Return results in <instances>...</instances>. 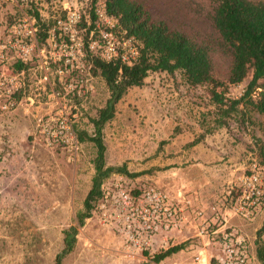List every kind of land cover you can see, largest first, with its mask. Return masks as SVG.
I'll return each instance as SVG.
<instances>
[{
    "label": "rangeland",
    "instance_id": "rangeland-1",
    "mask_svg": "<svg viewBox=\"0 0 264 264\" xmlns=\"http://www.w3.org/2000/svg\"><path fill=\"white\" fill-rule=\"evenodd\" d=\"M138 1L153 20L208 46L213 76L228 81L232 55L222 46L212 21L217 0ZM63 5L88 14L90 0H0V38L23 15L35 18L39 29L42 22L50 26ZM17 69L11 63L0 64V70ZM27 74L26 91L34 96L33 105L0 111V264H54L63 247L62 231L70 226L77 227L76 240L62 264H163L129 255L119 238L93 219L78 227L76 214L91 186L96 146L80 142L77 158L69 160L62 149L43 145L35 117L50 107L49 87L38 83L34 69ZM90 74L93 92L71 102L78 114L77 133H93L90 119L109 96L103 78ZM250 77L251 72L231 85L229 95L239 97ZM239 107L225 126L189 147L188 142L213 125L215 107L207 88L188 86L179 71L150 72L141 86L126 91L103 128L105 164L125 165L128 173H141L142 179L157 183L171 181L173 175L182 179L185 190L213 203L232 174L253 159H264V115L247 105ZM237 223L254 251L258 244L264 246V206L252 220ZM256 264L264 263L256 258Z\"/></svg>",
    "mask_w": 264,
    "mask_h": 264
},
{
    "label": "built area",
    "instance_id": "built-area-1",
    "mask_svg": "<svg viewBox=\"0 0 264 264\" xmlns=\"http://www.w3.org/2000/svg\"><path fill=\"white\" fill-rule=\"evenodd\" d=\"M94 13L95 26L86 42L83 32L90 15L72 5H63L42 40L37 21L28 15L15 20L0 38V64H22L15 71L0 70V111L33 105L34 96L26 90L27 73L34 69L38 83L49 87L50 105L35 117L36 131L46 148L62 149L69 160L77 158L81 147L72 99H86L94 90L88 55L127 64L139 55L137 41L116 29V20L106 14L102 2L95 4ZM263 206L264 164L253 159L231 175L213 203L183 187L166 188L112 172L101 183L90 219L108 227L129 255L145 260L180 245L171 254L177 258L167 256L160 262L256 264L253 246L237 221L252 220Z\"/></svg>",
    "mask_w": 264,
    "mask_h": 264
},
{
    "label": "trees",
    "instance_id": "trees-1",
    "mask_svg": "<svg viewBox=\"0 0 264 264\" xmlns=\"http://www.w3.org/2000/svg\"><path fill=\"white\" fill-rule=\"evenodd\" d=\"M102 2L107 15L117 22V30L124 31L125 36H132L138 43L139 55L131 63L119 59L106 61L98 55H88L86 63L90 71L100 75L109 91L104 106L90 119L94 131L78 133L80 142L89 141L96 146L94 157V175L91 186L83 200V207L76 214L78 227L85 219L92 216L95 200L100 195L102 181L112 172L118 171L129 176L141 173H128L125 165L106 166L103 128L114 117L115 106L126 91L134 86H141L150 72L179 71L190 87L204 86L215 107L212 127L188 142L187 146L199 143L213 129L225 126L228 119L240 110V105H247L264 115V1L253 0H217L212 15L214 27L219 34L222 46L232 55V65L228 81H220L212 74V63L208 46L193 41L182 32L171 29L165 22L153 20L150 13L138 0H90V24L83 32L86 42L89 32L95 26L94 6ZM36 18L40 17L35 12ZM85 27V24H82ZM40 39L47 37L49 25L40 23ZM21 68V63H16ZM251 72L244 92L239 97H231V85L239 84ZM167 141H161L163 144ZM261 154V153H260ZM264 158V153L261 154ZM264 164V159L260 160ZM63 247L56 254L54 264H62V258L69 253L76 240L77 227L70 226L63 231ZM182 246L177 245L153 255L156 262L177 252ZM256 258L264 263V246L258 244Z\"/></svg>",
    "mask_w": 264,
    "mask_h": 264
},
{
    "label": "crops",
    "instance_id": "crops-1",
    "mask_svg": "<svg viewBox=\"0 0 264 264\" xmlns=\"http://www.w3.org/2000/svg\"><path fill=\"white\" fill-rule=\"evenodd\" d=\"M171 173H175V170L172 171ZM167 180V182L169 181L168 179H165V180H162L161 182L158 181V184L161 185V186H164L166 188H174V187H183L182 186V179L181 178H177V177H174L173 175L171 176V181L167 183H165V181ZM172 180L174 181V183L172 182ZM173 185V186H172Z\"/></svg>",
    "mask_w": 264,
    "mask_h": 264
}]
</instances>
